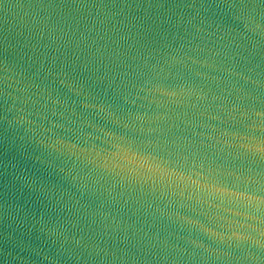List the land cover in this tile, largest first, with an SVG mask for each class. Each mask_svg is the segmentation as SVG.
I'll list each match as a JSON object with an SVG mask.
<instances>
[{
  "label": "water",
  "instance_id": "obj_1",
  "mask_svg": "<svg viewBox=\"0 0 264 264\" xmlns=\"http://www.w3.org/2000/svg\"><path fill=\"white\" fill-rule=\"evenodd\" d=\"M0 264H264V0H0Z\"/></svg>",
  "mask_w": 264,
  "mask_h": 264
}]
</instances>
